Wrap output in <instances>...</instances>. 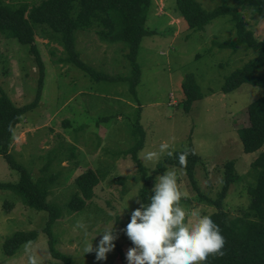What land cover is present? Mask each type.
Masks as SVG:
<instances>
[{
    "label": "rangeland",
    "instance_id": "1",
    "mask_svg": "<svg viewBox=\"0 0 264 264\" xmlns=\"http://www.w3.org/2000/svg\"><path fill=\"white\" fill-rule=\"evenodd\" d=\"M197 1L206 10L236 6L234 0ZM238 10L254 36L262 39L264 19L248 8ZM145 26L152 33L142 38L137 50L139 73L132 67L123 43L103 42L94 29L75 32V49L80 59L108 79L92 77L73 63L58 61L65 56L62 47L35 35L45 67L42 94L38 105L23 115L26 122L14 133L11 154L33 179L41 175L40 168L47 160L48 170L59 172L47 196L63 208L52 232L56 248L77 264H128L126 253L133 244L123 230L130 222L131 212L140 206L137 200L141 202L137 167L130 154H123L135 141L132 128L141 127L145 135L137 152L139 159L146 151L158 152L162 142H168L171 151L191 143L200 157L195 178L201 191L210 197L221 186L223 164L235 159L241 179L230 185L224 209L230 216L240 215L250 202L247 186L253 176L248 174L249 163L257 152L242 151L238 128L248 123L246 106L262 95L264 88L248 83L228 93L220 88L225 77L255 56L256 51L244 44L236 50L217 45L236 38L227 14L215 17L203 29H190L176 9V0H153ZM136 73L138 80L131 91L130 82ZM187 74L194 76L203 96L185 112L181 100ZM37 82L38 69L30 46L0 35V87L14 104L22 105L33 100ZM71 145L76 147L75 156L60 161L68 155L66 149L69 152ZM165 155L161 154L158 161L140 160L150 173ZM88 168L99 177L95 195L84 209L68 212L65 203L74 190V178ZM166 171L176 173L182 193L180 204L189 221L195 219L193 211L200 215L214 211L198 200L183 169L168 167L155 176L154 185ZM18 177L19 171L11 168L0 154V181L15 182ZM16 197L12 191L0 189V264H27L25 243L12 256L4 254L2 243L15 231L33 229L39 231L33 242L38 258L43 264H61L50 255L47 236L41 231L48 212L26 207ZM6 200L13 203L9 212L4 208ZM78 223L86 225L87 237L84 229L76 227ZM105 226L113 227L123 259L115 248L104 260H97L95 251L85 253L88 243L97 248Z\"/></svg>",
    "mask_w": 264,
    "mask_h": 264
},
{
    "label": "trees",
    "instance_id": "2",
    "mask_svg": "<svg viewBox=\"0 0 264 264\" xmlns=\"http://www.w3.org/2000/svg\"><path fill=\"white\" fill-rule=\"evenodd\" d=\"M234 2L236 6L221 5L206 10L197 0H176V9L190 29H203L204 25L209 24L215 17L227 14L235 28L236 38L218 42L217 45L236 50L239 45L244 44L247 48L256 51L255 56L225 77L220 88L223 93L231 92L243 83L264 88V37L258 39L254 36L253 31L247 27L242 12L238 10V7L248 8L259 18L264 19V0H234ZM152 8L153 0H39L35 4H29L26 0H0V35L15 38L22 45H29L38 69L36 93L33 100L28 103L14 104L0 87V154L7 159L11 168L19 171L17 181H0V189L12 191L26 207L48 212L41 231L47 236L50 255L60 260L61 264L77 263H74L68 254L56 248L52 232L53 224L61 217L63 208L54 201H49L47 196L50 195L59 172H50L49 160H47L40 168L41 175L33 179L31 173L14 161L11 154L14 148V133L19 129L20 124L23 126L26 122L23 115L38 105L42 94L45 67L35 44V35L56 42L62 47L65 56L59 57L58 61L73 63L89 72L92 77L108 79L109 76L98 73L80 59L75 49V32L94 29L98 39L103 42L123 43L132 67L138 72L135 57L142 38L152 33L145 26L147 15ZM138 73L130 82L131 91L133 84L138 80ZM182 89L184 96L181 106L185 112H188L192 102L200 99L203 94L192 74H187L182 82ZM246 112L248 123L238 128L239 140L244 153L257 152V155L249 163L248 174L253 176V182L247 186L250 202L240 215L230 216L223 206L230 185L241 179L235 168V159H228L223 164L221 186L216 195L210 197L201 191L195 178V169L200 157L191 143L185 148L174 150L172 157L165 155L150 173L137 156L145 139L141 127L132 128L131 133L135 141L123 152L130 154L137 167L136 173H139L141 181L139 195L143 204L150 202L155 176L171 166L183 169L191 187L196 191L198 200L214 208L208 216L219 226L226 240L225 254L217 258L209 257L207 264H264V151L262 150L264 93L247 104ZM138 120H135L136 124ZM25 131L27 132L28 129ZM186 149L194 150L195 155H189L187 167L181 168L175 153ZM75 151L76 147L71 145L69 152L66 149L68 155L60 161L70 160L75 156ZM47 172L49 173L46 174ZM98 181V175L90 168L76 175L73 181L74 190L65 203L67 211L84 209L92 201L95 195L94 187ZM4 206L6 212H9L13 203L6 200ZM38 234L39 231L36 229L15 231L2 243L4 254L14 255L26 241L34 242ZM113 244L123 259L124 254L115 240Z\"/></svg>",
    "mask_w": 264,
    "mask_h": 264
},
{
    "label": "clouds",
    "instance_id": "3",
    "mask_svg": "<svg viewBox=\"0 0 264 264\" xmlns=\"http://www.w3.org/2000/svg\"><path fill=\"white\" fill-rule=\"evenodd\" d=\"M168 142L159 145V151H146L140 159L145 162L158 161L161 154L172 157ZM195 155L192 149L175 153L181 168L187 167V158ZM148 204L139 200L138 208L131 212L130 222L123 230L132 242L126 258L128 264H207L209 257H222L226 240L219 226L208 215L193 211L194 220H188V213L181 206L182 193L179 190L175 172L160 175ZM77 228L88 232L86 225L78 223ZM96 249L88 243L85 253L96 252L97 260L106 259V254L114 248L113 227L105 226ZM95 239V237L93 238ZM24 252L27 264H43L34 250L33 241H26Z\"/></svg>",
    "mask_w": 264,
    "mask_h": 264
}]
</instances>
